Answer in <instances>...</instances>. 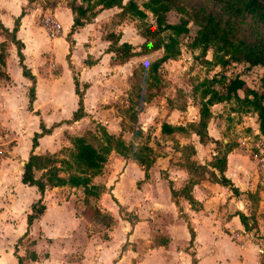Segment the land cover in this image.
I'll return each instance as SVG.
<instances>
[{"label":"rangeland","instance_id":"rangeland-1","mask_svg":"<svg viewBox=\"0 0 264 264\" xmlns=\"http://www.w3.org/2000/svg\"><path fill=\"white\" fill-rule=\"evenodd\" d=\"M58 1L62 0H34L28 4L25 3L26 6L24 7V14H28L25 23L31 28V40L38 45H42L44 50L40 55L43 58V65L46 67L51 66V72L54 74L57 73L59 64L63 61L65 62L64 55L66 51L62 50L63 45L61 42H51L46 38L41 23V17L48 9H52L53 5ZM143 1L145 0H136L138 7L141 9ZM235 1L236 0H177V2L184 7L186 11L184 15L188 19L194 12L220 13V15H222V20L228 22V24L233 27L235 35L238 37L252 35L256 30V24L251 22L252 19L247 16H232L225 13L226 10L224 9L228 7V5L235 6ZM15 2H17V0H15ZM61 10L62 9L58 8L57 12L62 14ZM145 13V19L139 20L130 15H121L118 8L108 10L99 18V22L101 21L99 26L100 35L103 36L109 31H121L120 39L134 45L136 43L138 44L143 41V38L140 37L138 32L142 30L145 24L153 23L151 14L147 11H145ZM227 16H229V18ZM177 17V13L170 12L168 13L167 20L170 22L175 21ZM61 21H63L64 24L66 21L65 16L61 17ZM188 27L189 34L191 35L194 31V26L188 23ZM2 41L3 43L6 42L5 47L2 48V51H5L4 57H10L16 60L15 47L11 45L7 36L0 31V42ZM187 42V37H180V53L174 59L166 60L159 66L154 76L155 78H153V80L149 78L150 86L148 87L147 84L142 83L140 79L150 73L148 69L149 65L161 55V49L155 50L150 54L133 56L129 58L126 63L120 65L114 73H112L119 75L120 84L118 87V96L116 99L109 100V102L105 104L107 108H112L105 113V117L102 118V121L105 119L108 120L105 125H110L108 128L106 127L109 133H112L117 139L122 138L125 144L132 145L128 152V158L130 159H132L130 157L131 152L136 151L140 145L145 144L151 147V152L149 153L151 158H154L153 155H169L170 162L168 165L176 169L186 171V168H188L192 162L196 163L197 166H195L193 171L189 173L186 171V180L177 190L179 194L189 180H215V176H213L214 173L211 172L210 168L207 166V161L209 159V156H206L208 154L206 153L207 150H205V153L200 151L199 154L195 153L190 155L187 150H182L179 147L182 139L181 135H158L156 132L159 124L170 115L172 116L169 117V121L173 124H186L188 121L195 120L198 97L197 95H192V85L215 73L220 74V68L216 64V59L212 56L210 49H207L203 58H199V50L188 48L186 45ZM69 45L71 46L72 43H69ZM96 48L97 50L101 49L98 46H96ZM82 49L86 50V44L79 47L80 52H82ZM11 68L14 71V76L15 73H19L16 64L11 65ZM133 71H135L138 76L136 82L129 76ZM235 73L240 75L247 86L259 90L260 77L264 73V66H247L243 63L229 64L226 67L224 77H229ZM66 74L69 75L67 69L62 73L60 80V87L64 90L67 87ZM151 74L152 73H150L148 77H151ZM137 87L139 88L137 89ZM238 93L241 96V92L239 91ZM137 94L143 97L150 95L146 100L150 101L148 103H143L140 99H137L139 98ZM233 105L232 102L211 105L209 107L211 117L206 125V132L220 143L228 142L231 146L240 145L241 150L247 155V158L251 159V152L259 154L256 143L264 150V136L258 131L256 115L252 111L231 112L230 108ZM165 111H167V113L164 116ZM9 114L12 115L11 117L15 115L13 112ZM132 114L136 115L135 120H132V118H134V115L133 117L131 116ZM21 115L23 114L17 113V116ZM7 117L8 115H6L5 112H0V210L10 216V218H4L8 219V222L1 221L0 223V233H4L1 238L0 247L5 251L9 248L20 251L22 254L21 259L28 260L34 251H37L40 256L46 255L47 249L50 247L43 243L42 246H37L35 248L33 246L35 239L31 240L30 237L25 238L26 234L29 232V226H25V224H23L25 221L20 218V216L25 215L22 206L24 200L35 192V189L30 187L32 192H30L31 190L21 191V189H26L28 186L25 187V185L21 184L19 181L21 163L23 164L25 161L22 155L28 153L27 147L29 144H27V142L29 140L28 138L32 135V133L27 134V130L32 128V122L21 119L20 123L23 124L24 127L19 128L12 126V123L8 121L5 122ZM96 119H100L101 121V116L97 114ZM95 120L92 119L91 122ZM100 123L101 122L93 124L90 129L83 128L77 135L84 134L86 132L85 130L90 131L91 134H87L88 141L94 146L99 147V145L104 143L99 132L102 127ZM140 126L145 129L143 130V135L141 137H133L129 128ZM60 131L61 130L52 132V138H49V140L44 143L45 146L52 149L50 154L57 159L65 157L70 151L71 144L69 143V137L73 136L68 135L65 131ZM83 131L85 132L83 133ZM196 139L197 137L195 135H193V138L191 136L189 137L191 143L196 141ZM212 141L213 139H211V142ZM212 145L214 146L213 143ZM13 148L17 150L15 153ZM111 151H113V149H111ZM134 162L136 166H134L135 168L132 171L133 177L129 178V173H125L122 179L121 187L124 189L131 187L133 184L140 187L144 180L153 177L151 176V172L145 174L144 179L137 178V171L138 169L142 170V168L136 161ZM163 167L164 166L160 163L155 165V168L160 172L159 175L161 178H165L168 175L166 169H163ZM150 168L152 169V165ZM115 169L107 171L105 175H102L103 171H100L99 174L92 178V183L98 185L100 192L97 197L91 195H87L88 197L86 196L85 202L88 204V207L84 205L85 202L83 201V197L85 195L80 189V196L76 195L75 198L72 197V200L69 203L67 202V204H65L66 202L64 204L60 202L58 208L55 206V210L49 209L47 211V217L53 216L56 218L54 224L48 223L49 226L45 225V227L41 224L44 229L46 228V230L48 229L50 231H55L62 227H65L66 230H70L72 233L70 239H59L57 242L64 243L67 248L70 247L72 258L75 260L80 258V249L84 243H86L88 249V255H86L87 264H134L136 261L142 259L143 253L148 251L149 246L166 244L167 239L162 234H159V226L157 223L151 226V228L155 229V235L149 234L150 227L143 222L138 224L135 229L132 228L134 222L137 220L142 221V219L137 217L136 212H134L136 210L133 211L131 209L128 211L126 198L118 195L116 197L117 203L111 197L112 194L109 193L110 188L114 187L115 183L119 180V175L122 173V169H117L116 171ZM253 170L254 166L252 171ZM34 175L36 177L39 176V172H35ZM98 176H101V179ZM253 176L254 175L250 176V178ZM104 183L108 185L107 188L104 186ZM259 187L260 186L257 188ZM241 190H243V188ZM66 192L68 193L70 190H66L64 193ZM216 192L215 196L218 197L217 194L221 192ZM136 195L139 194L136 193ZM175 195L174 192L173 197ZM14 196L15 200H17V206L14 205ZM140 196L141 194L133 200L131 207H139L142 202V196ZM237 196L238 200L245 201L246 196L244 193H240ZM175 198V201H177L178 197L175 196ZM65 200L68 201L66 197ZM257 200L258 198H254L252 194L249 198L250 207L254 206V204L256 206V203L258 207ZM13 205L15 210L12 209ZM20 205L22 206L21 208H19ZM152 206H155V203L152 204ZM9 207H11L12 213H9ZM95 210L98 212H95ZM68 211L67 217L68 215L71 217L70 223L65 217ZM148 217L149 216H147V218ZM122 221L129 222V226ZM41 226H37L31 230V237L39 238L40 235L43 234ZM132 231H135L137 234L133 238L131 236L130 240L128 235L131 234ZM143 234L145 236H143ZM12 235H14L15 238L10 240ZM5 236H8V238L6 239ZM149 238L151 240L148 242L147 240H149ZM223 246L225 245L223 244ZM55 247L58 246L56 245ZM171 247L176 249L180 248V241L175 240L171 244ZM189 247L190 246H186L185 249ZM227 248H230L234 253L236 252L233 246ZM100 251H109L111 256L106 257L105 252L98 255ZM94 253H96L95 257L98 255V259L94 258ZM2 262L6 264L7 259L4 258Z\"/></svg>","mask_w":264,"mask_h":264},{"label":"crops","instance_id":"crops-1","mask_svg":"<svg viewBox=\"0 0 264 264\" xmlns=\"http://www.w3.org/2000/svg\"><path fill=\"white\" fill-rule=\"evenodd\" d=\"M25 3L26 0H17V2H15V0H0V31L2 29L11 30L14 18L19 14L20 8L24 6ZM58 8L62 9L63 15L57 12ZM113 8L114 7L99 11L90 22L75 29L68 38L66 34L71 25V14L69 9L65 6L64 0L56 2L52 9H48L60 24V32L54 38L50 39L47 36L46 38L51 42H61L63 45L62 50L66 51L64 55L65 62L63 61L59 64L56 74L51 72V66L46 67L43 65V58L40 55L44 50L42 45H38L31 40V28L25 23L28 14H23L20 17L15 36L23 45L21 50L23 63L35 79L34 98L31 102L30 109H28L27 87L30 82L21 74L17 58L15 60L10 57H4L3 64H0V112H5L6 115H8L5 122L8 121L12 123L14 127H24V125L20 123L21 119L32 122V128L27 130V134L38 131L40 120L46 128L53 123H59L52 128L49 134H45L38 138V144L34 147L33 152L37 154L51 153L52 149H49L44 143L47 142L49 138H52V132L54 131L61 130L62 132L65 131L68 135H77L83 128L90 129L93 124L98 122H101L100 126H104L105 130L106 127L108 128L110 126L105 125L108 120L105 119L102 121V118L105 117V113L112 108H107L105 104L108 103L109 100L116 99L120 84L119 75L112 73H114L120 65L128 61L121 64L112 63V52L104 51L108 45V41L104 35H100L99 26L101 21L99 22V18L102 14ZM61 15L65 16L66 21L64 24L63 21H61ZM109 32L117 33L115 31ZM119 32L121 33V31ZM122 41L125 40L119 39V42ZM69 43H72V45L70 46ZM83 44H86V50L82 49V52H80L79 47ZM96 46L101 49L97 50ZM50 51L54 52L53 50ZM87 55L95 60L94 64L87 66L83 63V59L86 58ZM67 61L70 66H68ZM14 64L17 65L19 70V73H15L16 77L13 75L14 71L11 68V65ZM66 69L69 75L66 74L67 87L64 90L60 87V80L62 73H64ZM72 70L78 79L79 85L85 83L87 86L83 89L82 94L83 116L75 121H67L70 119L72 111L77 107V95L74 93L71 76ZM149 101L150 100L144 101L143 103H148ZM12 112L15 113L13 117L9 114ZM18 112L23 115L17 116ZM166 113L167 111L164 112V116ZM97 114L101 116V121L100 119H96ZM170 116L162 122H167L171 125L184 124L171 123L169 121ZM92 119L96 120L91 122ZM139 128L143 133L145 129L141 126ZM156 132L158 135H164L160 133L159 127ZM176 134L179 135L178 133H172L170 135L176 136ZM193 135L194 134H191L192 138ZM207 136L214 140V137H211L208 133ZM28 139L27 144L29 145L27 148L29 150L30 138ZM211 139L205 143H200L197 139L193 141L191 144L193 145L195 153L199 154L200 151L205 153V150H207L206 153L208 154L206 156H209L210 159L211 155L215 154ZM182 143L184 144V141L181 139L180 146ZM256 146L258 147V152H260L259 154L257 153V155L263 160L261 166L256 164V159L252 157L248 159L247 155L241 150L240 145L233 146L226 155L223 175L237 188L238 194H232L227 187L215 181L204 179L196 181L191 186L188 192L192 199L190 202L184 199L177 191L181 184L185 182L187 172L168 165L170 162L169 155H153L154 158H152L150 164V166L152 165V169L150 166L145 171L138 169L137 178L144 179L145 174L151 172V176L153 177L144 180L140 187L133 184L131 187L124 189L121 187L122 179L125 173H129V178L133 177L132 171L136 163L128 157L123 158L116 152L111 151L103 164L101 170L103 171L102 175H105L107 171H111V169L116 168L115 171L117 169H122L119 180L115 183L114 187L109 190V193L112 194L111 197L115 201L118 195L126 198L128 211L131 209L133 211L136 210L134 212H136L137 217L141 218L142 221L137 220L134 222L132 228L135 229L138 224L143 222L150 227L149 234L155 235V229L151 228V226L157 223L159 226V234H162L167 239L166 244L149 246L148 251L143 253L142 259L136 261L134 264H264V261L261 260V256L264 252V150L257 143ZM13 151L15 153V151H17L16 148H13ZM26 155L27 153L22 155L24 159H26ZM157 163L162 164L164 166L163 169H166L168 175L165 178H161L159 170L155 168ZM253 166L254 170L252 171ZM210 171L217 177L216 170L210 168ZM252 175L254 176L250 178ZM98 177L101 179V176ZM26 186L27 185H25V187ZM104 186H106V188L108 187L105 183ZM258 186L260 187L257 188ZM29 187L35 189L33 186H28L26 189H21V191L31 190L30 192H32V189ZM242 188L243 190H241ZM66 190H70V192L64 193ZM171 191L175 192V196L178 197L177 201H175V196H171ZM216 191L221 192L217 194L218 197L215 196V193H217ZM136 193L139 195L141 194L142 202L139 207H131L133 200L139 196L136 195ZM240 193L245 194V201L238 200L237 195ZM252 194L254 198H258V207L257 203L256 206L254 204V206L250 207L249 198ZM76 195L80 196V188L69 187L67 185L45 187L42 194L44 210L30 224L28 227L29 232L26 234L25 238L30 237L31 240L35 239L33 245L35 248L37 246H42L43 243L50 247H48L47 253L44 256H40L37 251H34L35 257L33 259L29 258L28 260L21 259L22 264H87L86 255H88V249L86 243H84L80 249V258L75 260L72 258L70 247L67 248L64 243L57 242L59 239H70V236H72L70 230H66L65 227L55 231L44 229L45 225L49 226L48 223L54 224L56 220L53 216L47 217V211L49 209L55 210V206L58 208L60 202L63 204L65 202V204H67V202L69 203L72 200L71 198H75ZM38 197L39 193L35 189V192L24 200L22 206L25 215L29 212L30 203ZM65 197L68 201L65 200ZM16 203L17 200L14 201L15 206H17ZM154 203L155 206H152ZM14 205L12 206L13 210H15ZM22 206L20 205L19 208ZM8 211L12 213L11 207H9ZM3 213L4 211L0 210V223L1 221L8 222V219L4 218H10L8 214ZM68 213L69 211L66 213L65 217L70 223L71 217L69 215L67 217ZM239 213L247 217L246 220L248 225L254 223V227L249 230H244L238 218ZM25 215L20 216L21 220L23 219L25 221ZM147 216L149 217L147 218ZM122 222L127 223L129 226V222ZM23 224L26 226L25 222ZM41 224H43L44 227H42ZM37 226H41V230L43 231V234L39 237L40 239L38 237H31V230ZM189 229L192 231L191 241ZM136 234L135 231H132V233L128 235L129 239L131 236L132 238L136 236ZM0 235L1 245V238L4 233H0ZM143 236L145 235L143 234ZM5 238L7 239L8 236H5ZM14 238L15 236L12 235V238L9 239L13 240ZM150 240L149 238L147 241L149 242ZM175 240L180 241V248L178 249L171 247V244ZM223 244L225 246H223ZM56 245L58 247H55ZM186 246L190 247L185 249ZM229 246L235 247L236 252L234 253L230 248H227ZM13 251L14 250L10 248L5 251L0 247V264H5L2 262L4 258L7 259L6 264H15V255L22 258L20 251H15V254ZM103 252L106 253V257L111 256L109 251H100L98 255ZM95 254L96 253H94V258L98 259V255L95 257Z\"/></svg>","mask_w":264,"mask_h":264},{"label":"trees","instance_id":"trees-1","mask_svg":"<svg viewBox=\"0 0 264 264\" xmlns=\"http://www.w3.org/2000/svg\"><path fill=\"white\" fill-rule=\"evenodd\" d=\"M32 1L34 0H26V4ZM64 3L71 14V25L66 34L67 38L75 29L90 22L103 9L118 8L121 15H130L139 20L145 19V11L151 14L153 23L145 24L142 30L138 32L140 37L143 38V41L138 44L132 45L125 41L119 42L120 32H108L104 35L108 41V45L104 51L112 52V63L121 64L133 56L150 54L155 50L161 49V55L149 65L148 69L152 73L151 77H148L149 73L140 79L142 83L147 84V87L150 86L149 78L152 80L155 78L154 76L159 66L166 60L174 59L180 53V37L184 36L188 38V42L186 43L188 48L199 50V58L205 56L207 49L211 50L212 56L215 57L216 64L220 68V74L215 73L192 85V95H197L198 97L196 119L183 125H171L167 122L159 124L161 134L170 135L178 133L181 135L184 144L179 147L182 150H187L190 155L195 153L193 145L189 141L191 134H194L200 143L210 140L206 132V125L211 117L209 107L217 103L232 102L234 105L230 108L231 112L252 111L256 115L258 131L264 136V73L260 77L259 90L247 86L237 73L224 77L226 67L229 64L243 63L247 66H264V0H236L235 6L228 5L224 9L228 15L247 16L252 19V21L250 20L252 23L256 24V30L252 35L242 37L235 35L233 27L228 22L222 20L220 13L194 12L188 19L184 15L186 14L184 7L177 0H145L141 5L142 9L138 7L136 0H64ZM26 4L20 8L19 14L14 18L11 30L2 29L1 31L15 47V55L21 74L30 82L27 87V107L30 109L34 98L35 79L23 63L21 52L23 45L15 36L19 19L24 14ZM170 12L178 14L175 21L170 22L167 20L168 13ZM227 17L229 18V16ZM188 23L194 26V31L191 35L189 34ZM5 45L6 42H0V64L4 62L5 51H2V48ZM94 62L95 60L89 55L83 59V63L87 66L94 64ZM68 66H70L69 62ZM71 76L74 93L77 95V107L72 111L71 117L67 121H75L83 116L82 94L83 89L87 86L85 83L79 85L73 70ZM130 76L135 82L138 80L135 71ZM239 91L241 92V96L238 93ZM137 96L139 97L137 99H140L142 102L150 97V95L143 97L139 94ZM133 115L131 116L133 117ZM135 118L136 115H134L132 120H135ZM58 124L53 123L46 128L40 120L38 131H33L30 137V149L21 166L19 181L24 185L35 187L39 193V197L29 205V212L25 216L26 226H30L32 221L43 212L42 194L46 186L67 185L69 187L80 188L85 195L83 197L84 202L88 197L87 195L97 197L100 188L98 185L92 183V178L100 173L111 149L123 158H127L128 152L132 147L131 144H125L122 138L117 139L112 133H108L104 127H101L99 132L104 143L99 145V147L94 146L88 141L87 134H91V132L85 130L86 132L83 131V133L85 132L84 134L69 137L71 148L63 158L57 159L50 153L37 154L33 152L34 147L38 144V138L49 134L52 128ZM129 131L133 137H141L143 135L139 127H130ZM212 142L215 154L211 155L207 161V166L217 172V177L213 174L215 176L214 181L227 187L232 194L236 195L238 194L237 188L223 175L226 155L233 146L228 142L220 143L217 140H213ZM150 152L151 147L144 144L140 145L136 151L131 152L130 157L145 171L152 162V158L149 156ZM195 166H197L196 163L192 162L186 168V171L188 173L193 171ZM35 172H39V176L36 177L34 175ZM195 182V179L189 180L180 192V195L189 202L192 199L188 192ZM173 195L174 192L171 191V196L173 197ZM84 205L88 207L86 202ZM97 210L95 212H98ZM238 218L244 230L254 227V223H251V225L247 224V217L242 213L238 214ZM189 232L191 241V229H189ZM13 253L15 254V250ZM34 257L33 253L30 258L33 259ZM15 258V264L22 263L18 255H15ZM261 260L264 261V252Z\"/></svg>","mask_w":264,"mask_h":264},{"label":"built area","instance_id":"built-area-1","mask_svg":"<svg viewBox=\"0 0 264 264\" xmlns=\"http://www.w3.org/2000/svg\"><path fill=\"white\" fill-rule=\"evenodd\" d=\"M41 23L42 27L44 29V32L48 38H54L56 37L60 32V24L55 19L51 11H46L41 17ZM260 153V152H259ZM251 157L256 159V164L261 166L262 158L258 157L257 154L251 152Z\"/></svg>","mask_w":264,"mask_h":264}]
</instances>
